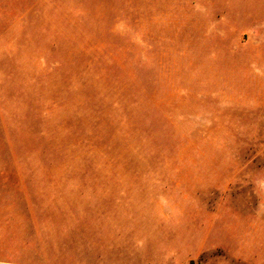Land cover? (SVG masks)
<instances>
[{"label": "rangeland", "instance_id": "obj_1", "mask_svg": "<svg viewBox=\"0 0 264 264\" xmlns=\"http://www.w3.org/2000/svg\"><path fill=\"white\" fill-rule=\"evenodd\" d=\"M43 246L264 264V0H0V264Z\"/></svg>", "mask_w": 264, "mask_h": 264}, {"label": "crops", "instance_id": "obj_2", "mask_svg": "<svg viewBox=\"0 0 264 264\" xmlns=\"http://www.w3.org/2000/svg\"><path fill=\"white\" fill-rule=\"evenodd\" d=\"M46 248H47L46 246H43V254H42L43 258L41 260L33 261V262H30L29 264H90V263H86L84 261H81V262L80 261H78V262L77 261H72V260L67 261V259H64L66 256H63L62 259L61 258H52L48 254ZM107 250H109V249H107ZM56 255H58V254H56ZM93 264H97V263H93ZM98 264H109V263L107 262V263H98ZM113 264H115V262Z\"/></svg>", "mask_w": 264, "mask_h": 264}]
</instances>
